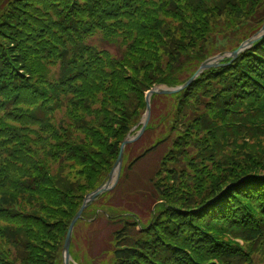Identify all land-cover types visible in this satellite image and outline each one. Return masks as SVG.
<instances>
[{"label": "trees", "instance_id": "1", "mask_svg": "<svg viewBox=\"0 0 264 264\" xmlns=\"http://www.w3.org/2000/svg\"><path fill=\"white\" fill-rule=\"evenodd\" d=\"M1 4L0 264H64L71 222L104 185L146 92L184 85L218 37L242 30L237 50L263 27L264 0ZM98 37L116 53L90 43ZM228 62L163 97L144 134L155 142L131 163L126 147L118 187L163 150L141 190L153 202L147 223L130 207L84 212L114 228L107 264H264V38ZM225 146L237 153L207 171Z\"/></svg>", "mask_w": 264, "mask_h": 264}, {"label": "rangeland", "instance_id": "2", "mask_svg": "<svg viewBox=\"0 0 264 264\" xmlns=\"http://www.w3.org/2000/svg\"><path fill=\"white\" fill-rule=\"evenodd\" d=\"M2 6L3 5L1 4L0 12H1ZM251 17L252 16H250V18ZM226 18H227V16L224 15L222 18H220L219 21L223 22L224 20H226ZM229 20L233 21V18L230 17ZM242 36H243V31L239 30L238 32H234L231 34L225 33L224 35L217 38L218 42L214 43V45H213L214 51H212V52L214 54H216L214 57H217V56L221 57V61L219 62L220 65L224 66L226 61H230V63H232L233 61L237 60V58L232 60L230 55H231V52H233L232 51L233 48L239 44L238 39L242 38ZM99 38L100 37L93 39L90 43L92 45L97 46V47L109 50V51L113 52V54L116 53V50H117L116 47L113 48L109 45H105V44L101 43L99 41ZM244 52H246V51H244ZM211 58H209V59H211ZM223 66H221V67H223ZM221 67H219V68H221ZM219 68H215V69H219ZM197 71L193 74V76L197 73ZM155 88H169V87H167L165 85H158V86H155L154 88H152L151 90H153ZM151 90H149V91H151ZM156 96H158V97H156L153 100V102H152L153 98L151 99V113H150L151 116H150L148 126L151 125L152 127L159 125L160 119L162 118V116L165 114V112L167 110V102L163 98L165 95H156ZM58 114L59 115H57V120H59L61 118V114L60 113H58ZM146 114H147V105H146V110L143 113L139 123L128 134V136L131 135V137H135L140 132V130L143 127L142 124L145 121ZM156 136H157V134L154 136V134L152 132H150V133H147L146 136L143 135L139 141H137L133 144H130L133 146L131 148H129V150H128V161L131 163L132 161H134V159L139 154H141L142 152L147 150V148H149L151 145H153L155 142ZM134 144H136V145H134ZM160 151L157 153L150 154L148 156V158H146L143 161L136 164L133 167V171L128 175L126 182L121 185L122 187L121 186L118 187L120 184V180H121V176H120V180H119L116 188L114 190L108 192V194H112L111 196L109 195L108 198L102 199V200L97 201V202H96V200H97L96 199L92 203L93 206L88 212V218L89 217L93 218L94 213L96 211L99 212L98 214H100L101 210H103V209L114 208L115 210H122L125 207H130L134 211V213H136L141 218L142 224H146L148 221V218H149V211L153 207V202H152V200H148L146 197H144L147 195V193H143V192H141V190L146 189V187H145L146 182L152 177V175L155 173V171L159 167L160 159H161L162 154H163V150H160ZM192 151L196 152V150H191V152ZM236 153H237V151H233V149H231L230 146H225V149L222 153V156H219L215 159V164L211 165V164L207 163V165L210 166L211 170H207V169L206 170L207 171L217 170L219 163L224 164V162L227 159H229L232 154L235 155ZM200 162H201V160H200ZM57 170H55L54 173H56ZM192 171H193V169H192ZM192 171L190 169H187V172L189 175L191 174ZM121 175H122V172H121ZM204 176L205 175L203 174L200 177H204ZM199 179H201V178H199ZM108 180H109V176H108V178L105 179L104 185L108 182ZM92 204H90V205H92ZM81 221L82 222H80V224L78 222L75 226L73 239H72V243H71L70 253H71V257H72V264H85L83 262V260L79 259L82 256L81 253H79L82 245L86 246L87 258L85 260H88L90 264H107V263H109V259H111L110 258L111 253L109 252V250H111V248H113V244H112V232L114 230L113 226L111 224H109L106 216H104L102 218L100 217L98 220L92 221L91 224H90V220L83 221V219H82ZM72 252L74 253V256H75V254H76V256L78 255V259H76V261L72 255ZM62 259H63V255H62Z\"/></svg>", "mask_w": 264, "mask_h": 264}, {"label": "water", "instance_id": "3", "mask_svg": "<svg viewBox=\"0 0 264 264\" xmlns=\"http://www.w3.org/2000/svg\"><path fill=\"white\" fill-rule=\"evenodd\" d=\"M262 38H264V25H263L262 29L260 30V32H258L255 36H253L250 40L243 43L238 50L231 53L230 57L232 58V60L236 59L242 52H244L247 49H250L256 42L260 41ZM220 61H221L220 56L207 60L205 63H203V65L200 67V69L197 71V73L188 82H186L184 85H182L180 87H177V88H155L146 94L147 114L145 117V121L142 124L143 127L136 137L132 138L129 135L126 138V140L122 143L119 158H118L112 172L110 173L109 180L105 184V186L100 187L98 190L89 194L85 198V201H84L82 208L80 209V211L77 213V215L73 219L71 226L69 228V232H68V235H67V238H66V241L64 244V248H63L64 264H72V257H71V253H70V248H71V243H72L74 229H75L76 224L78 223L79 220L82 219V215L85 212V210L87 209V207L89 206V204L93 203L101 195H103L107 192H110L116 188V186L120 180V176H121L123 159H124V152H125L126 146L133 143V142L140 140L141 137L144 135V133L147 129V126L149 124L150 116H151L150 115V113H151V98L154 95H174V94L180 93L181 91L185 90L190 85H192L200 77V75L202 73H204L205 71L210 70V69L219 68V67L223 66V65L219 64Z\"/></svg>", "mask_w": 264, "mask_h": 264}]
</instances>
